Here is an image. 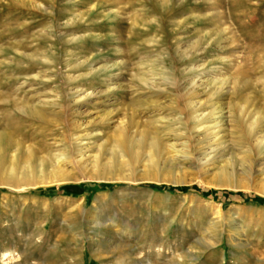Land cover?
<instances>
[{"label": "rangeland", "instance_id": "rangeland-1", "mask_svg": "<svg viewBox=\"0 0 264 264\" xmlns=\"http://www.w3.org/2000/svg\"><path fill=\"white\" fill-rule=\"evenodd\" d=\"M0 264H264V0H0Z\"/></svg>", "mask_w": 264, "mask_h": 264}, {"label": "trees", "instance_id": "trees-1", "mask_svg": "<svg viewBox=\"0 0 264 264\" xmlns=\"http://www.w3.org/2000/svg\"><path fill=\"white\" fill-rule=\"evenodd\" d=\"M169 188L173 189V190H177V191H182V192L187 191L189 189H194V190H198L199 191V189H197L195 186H176V187H169ZM201 193L202 194H208L207 191H201ZM224 193H228V192H224ZM253 199L254 200H256V199L258 200L260 198L253 197Z\"/></svg>", "mask_w": 264, "mask_h": 264}]
</instances>
